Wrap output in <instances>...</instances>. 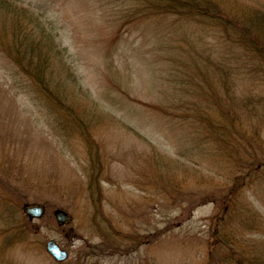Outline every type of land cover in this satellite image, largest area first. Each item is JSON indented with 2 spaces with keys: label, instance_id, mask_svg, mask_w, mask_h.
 Returning a JSON list of instances; mask_svg holds the SVG:
<instances>
[{
  "label": "rangeland",
  "instance_id": "1",
  "mask_svg": "<svg viewBox=\"0 0 264 264\" xmlns=\"http://www.w3.org/2000/svg\"><path fill=\"white\" fill-rule=\"evenodd\" d=\"M17 1L43 17L66 48L80 85L101 108L90 133L104 164L102 208L119 234L103 238L89 218L83 170L89 162L87 143L81 136L58 134L55 110L32 100L33 94L21 77L12 76L11 62L0 50V264H76L78 258L83 264H221L217 255L223 248L209 251L207 245V223L215 205L202 203L190 217L179 216L178 208L168 207L170 193L164 192L160 178L168 173L165 168L156 172L151 165L153 145L177 162L194 164V158L188 160L191 154H181L177 145L186 128L178 126V118L163 116L158 106H174L172 94L181 91L175 75L193 91L204 80L214 82L212 64L200 63L198 70L190 62L197 48L212 51L207 55L217 61L221 56L213 49L214 38L186 20L177 23L179 32H173L169 26L175 18L168 13L151 24L143 12L140 22L134 16L129 19L138 6L130 7L131 0ZM214 1L236 10L264 12V0ZM188 33L193 39L184 38ZM199 160L203 173L210 175V162ZM185 183V196L198 192L192 174ZM246 192L259 221L256 231H245L243 237L264 243V180ZM30 202L45 206L40 217L23 216L21 207ZM58 207L69 213V223L55 220L53 210ZM10 215L27 222L20 239H10L6 231ZM232 224L240 230L237 220ZM50 238L68 251L66 260L55 261L46 252ZM106 238L114 240V250ZM86 252L93 255L89 260Z\"/></svg>",
  "mask_w": 264,
  "mask_h": 264
},
{
  "label": "trees",
  "instance_id": "2",
  "mask_svg": "<svg viewBox=\"0 0 264 264\" xmlns=\"http://www.w3.org/2000/svg\"><path fill=\"white\" fill-rule=\"evenodd\" d=\"M131 3L138 6L131 10L133 15L129 19L134 16L140 22L139 15L143 12L151 24L159 22L155 17L168 13L175 18L169 26L173 32H179L180 20H186L214 38L213 49L219 50L221 56L214 61V57L207 55L212 51L194 50L191 64L198 70L200 63L212 64L210 73L215 76L214 82L204 80L206 83L193 91L187 82H178L180 75H175L181 91L172 94L174 106H158L163 116L178 118L181 120L178 126L187 129L182 128L184 134L176 143L182 153L180 149L177 153L191 154L189 161L194 158V164L177 162L152 146L151 165L156 172L165 168L168 173L160 176L165 181L164 192L170 193L168 207L178 208L179 216L190 217L196 206L212 202L216 209L207 223L208 250L223 248L217 255L221 264H264V243L243 237L245 231H256L259 221L257 209L246 200V191L264 180V12L248 7L236 10L214 0H131L130 7ZM183 36L191 38L189 33ZM187 43L186 39L184 44ZM0 50L11 62L12 76L21 77L24 87L33 94L32 100L55 110L58 134L81 136L87 143L89 162L83 170L84 190L91 204L89 218L103 238L119 234L102 208L104 164L90 133L101 108L80 85L66 48L41 15L17 0H0ZM193 151L199 156L195 157ZM201 157L210 162V175L203 173L201 161H197ZM178 172L183 176L179 177ZM188 174L194 176L198 186V192L191 196H185ZM11 215L6 231L11 233L10 239H20L27 222H18ZM232 220L239 223V231ZM261 222L264 225V220ZM113 241L104 240L112 250ZM86 254L89 260L92 253ZM82 259L78 258L76 264H83Z\"/></svg>",
  "mask_w": 264,
  "mask_h": 264
},
{
  "label": "water",
  "instance_id": "3",
  "mask_svg": "<svg viewBox=\"0 0 264 264\" xmlns=\"http://www.w3.org/2000/svg\"><path fill=\"white\" fill-rule=\"evenodd\" d=\"M45 207L41 203H25L22 206V211L30 218L40 217L44 213ZM54 217L59 224L68 222L70 216L62 208L53 210ZM45 250L56 261H62L67 257V251L62 249L54 239L45 241Z\"/></svg>",
  "mask_w": 264,
  "mask_h": 264
}]
</instances>
